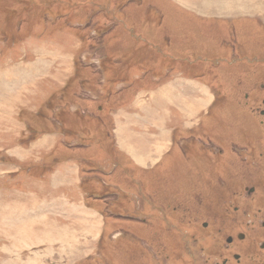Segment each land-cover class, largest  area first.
<instances>
[{
	"label": "rangeland",
	"instance_id": "1",
	"mask_svg": "<svg viewBox=\"0 0 264 264\" xmlns=\"http://www.w3.org/2000/svg\"><path fill=\"white\" fill-rule=\"evenodd\" d=\"M158 51L195 60L214 101L194 121L178 114L172 150L154 144L138 163L116 126ZM263 63L264 0H0V264L200 260L201 224L243 184L234 154L262 151ZM127 121L118 130L140 148ZM68 163L101 225L47 215L52 172Z\"/></svg>",
	"mask_w": 264,
	"mask_h": 264
},
{
	"label": "crops",
	"instance_id": "2",
	"mask_svg": "<svg viewBox=\"0 0 264 264\" xmlns=\"http://www.w3.org/2000/svg\"><path fill=\"white\" fill-rule=\"evenodd\" d=\"M156 56L158 58L153 68L157 70L155 72L154 70L144 72V79L140 80V88L134 94V98L127 104L128 108L121 111L125 112V115L122 120L118 121L116 126L115 138L119 150L122 153L131 154L138 163H142V160L137 159L132 153L145 152L148 154L154 144L157 146V153L155 154L160 153L163 149L159 143L164 144L167 141H169L168 147L171 146L170 150H172L173 145L176 143L171 137L174 135V126H176L177 120L179 121L178 114H187L190 119L193 117L194 121L196 115L207 112L214 101L211 88L203 82L202 77H198L197 62L195 60L190 62L188 60L190 57L180 58L176 56L177 58H175L164 55L159 51ZM209 72V70H205L201 74ZM142 83L148 85L147 89L144 88ZM129 118L138 120L133 121V123L139 124L140 132L146 140L145 143L142 142L140 148L134 146L133 140L128 136V138L124 137L122 132L118 130L120 127L125 128L131 125L132 122L127 121ZM165 122L169 126L165 129L159 128V125ZM153 160L155 159L153 158ZM57 166H60V164H57ZM56 178L60 179V183L59 186L54 187L55 195L47 197L46 202L50 204V214L47 215L52 219L63 218L65 220V217L73 216L77 220H89L91 226L97 225V223L101 225L100 220H102V217L99 212L86 206L84 200L86 194L81 189L79 164L68 163V166H61L54 170L49 180L50 187L55 185ZM17 198L18 196L8 200L10 201L9 204ZM37 200L39 201L38 198ZM1 219L5 222L4 215ZM37 219L43 220L40 217L35 219L34 226L28 229L31 234H35V229L40 228L42 225V222ZM9 228V231L12 232L14 226L11 225ZM19 228H22L21 224Z\"/></svg>",
	"mask_w": 264,
	"mask_h": 264
},
{
	"label": "flooded vegetation",
	"instance_id": "3",
	"mask_svg": "<svg viewBox=\"0 0 264 264\" xmlns=\"http://www.w3.org/2000/svg\"><path fill=\"white\" fill-rule=\"evenodd\" d=\"M258 92L263 98L253 112L264 118V88ZM243 98L248 100L249 95ZM237 153L234 155L242 167L237 180L242 178L243 184L222 201L218 217L201 224L208 235L202 241L200 260L187 253L194 264H264V169L260 168L264 143L256 155L247 145L238 148Z\"/></svg>",
	"mask_w": 264,
	"mask_h": 264
},
{
	"label": "bare ground",
	"instance_id": "4",
	"mask_svg": "<svg viewBox=\"0 0 264 264\" xmlns=\"http://www.w3.org/2000/svg\"><path fill=\"white\" fill-rule=\"evenodd\" d=\"M131 152V151H130ZM134 152H136V151H134ZM138 159V158H137ZM4 233V232H3ZM37 242V241H36ZM18 243V242H17ZM44 246V245H43ZM14 249V248H13ZM12 251V250H11ZM13 252V251H12Z\"/></svg>",
	"mask_w": 264,
	"mask_h": 264
}]
</instances>
